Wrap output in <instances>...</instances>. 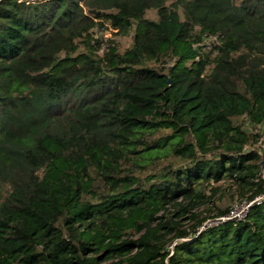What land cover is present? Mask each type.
<instances>
[{
  "label": "trees",
  "instance_id": "obj_1",
  "mask_svg": "<svg viewBox=\"0 0 264 264\" xmlns=\"http://www.w3.org/2000/svg\"><path fill=\"white\" fill-rule=\"evenodd\" d=\"M263 166L264 0H0V264H264Z\"/></svg>",
  "mask_w": 264,
  "mask_h": 264
},
{
  "label": "rangeland",
  "instance_id": "obj_2",
  "mask_svg": "<svg viewBox=\"0 0 264 264\" xmlns=\"http://www.w3.org/2000/svg\"><path fill=\"white\" fill-rule=\"evenodd\" d=\"M147 16L150 18H157L156 16V12L154 10H150L147 13ZM103 37L104 39L108 40L109 38H113V40H115V42L118 44L120 49H124L126 47H128L131 43V32L127 35H115V31L112 29H107L103 32ZM243 118H240V121H242ZM244 127L247 130H252V131H256V129H259V126H254V124L245 121L244 123ZM226 195H223L221 197V199H219L217 201V204L221 207V208H226V207H230L233 206L237 203H240L237 195H234V199H231V191L226 192ZM219 222V216H211V217H206L205 220L203 221L202 225L199 226V229H204L207 226L210 225H215Z\"/></svg>",
  "mask_w": 264,
  "mask_h": 264
},
{
  "label": "built area",
  "instance_id": "obj_3",
  "mask_svg": "<svg viewBox=\"0 0 264 264\" xmlns=\"http://www.w3.org/2000/svg\"><path fill=\"white\" fill-rule=\"evenodd\" d=\"M262 178L264 180V166L262 167ZM262 202H264V189L261 194L255 196L253 199L233 205L228 213L219 216V222L226 220H241L247 215L253 205L261 204Z\"/></svg>",
  "mask_w": 264,
  "mask_h": 264
},
{
  "label": "water",
  "instance_id": "obj_4",
  "mask_svg": "<svg viewBox=\"0 0 264 264\" xmlns=\"http://www.w3.org/2000/svg\"><path fill=\"white\" fill-rule=\"evenodd\" d=\"M89 12H90V13H95V12H97V10H95V9H90Z\"/></svg>",
  "mask_w": 264,
  "mask_h": 264
}]
</instances>
